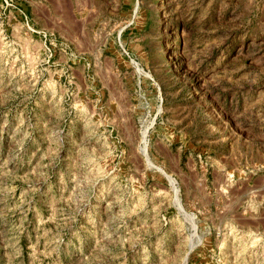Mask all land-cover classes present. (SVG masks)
Returning <instances> with one entry per match:
<instances>
[{
    "label": "rangeland",
    "instance_id": "374dc122",
    "mask_svg": "<svg viewBox=\"0 0 264 264\" xmlns=\"http://www.w3.org/2000/svg\"><path fill=\"white\" fill-rule=\"evenodd\" d=\"M0 264H264V0H0Z\"/></svg>",
    "mask_w": 264,
    "mask_h": 264
},
{
    "label": "bare ground",
    "instance_id": "6f19581e",
    "mask_svg": "<svg viewBox=\"0 0 264 264\" xmlns=\"http://www.w3.org/2000/svg\"><path fill=\"white\" fill-rule=\"evenodd\" d=\"M138 68V67H137ZM147 74V73H146ZM145 130L143 131V137L145 136ZM145 146V145H144ZM142 150L145 152V148L143 147ZM170 177V176H169ZM181 206V205H180ZM183 209V208H182Z\"/></svg>",
    "mask_w": 264,
    "mask_h": 264
},
{
    "label": "built area",
    "instance_id": "2783aa9c",
    "mask_svg": "<svg viewBox=\"0 0 264 264\" xmlns=\"http://www.w3.org/2000/svg\"><path fill=\"white\" fill-rule=\"evenodd\" d=\"M126 53V52H125Z\"/></svg>",
    "mask_w": 264,
    "mask_h": 264
}]
</instances>
